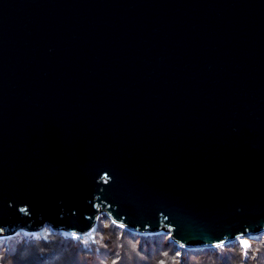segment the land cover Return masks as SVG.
<instances>
[{"label": "water", "instance_id": "obj_1", "mask_svg": "<svg viewBox=\"0 0 264 264\" xmlns=\"http://www.w3.org/2000/svg\"><path fill=\"white\" fill-rule=\"evenodd\" d=\"M101 212L264 232V0H0V236Z\"/></svg>", "mask_w": 264, "mask_h": 264}, {"label": "trees", "instance_id": "obj_2", "mask_svg": "<svg viewBox=\"0 0 264 264\" xmlns=\"http://www.w3.org/2000/svg\"><path fill=\"white\" fill-rule=\"evenodd\" d=\"M86 234L46 228L0 238V264H264V233L213 247L185 248L169 234L138 233L105 213Z\"/></svg>", "mask_w": 264, "mask_h": 264}, {"label": "rangeland", "instance_id": "obj_3", "mask_svg": "<svg viewBox=\"0 0 264 264\" xmlns=\"http://www.w3.org/2000/svg\"><path fill=\"white\" fill-rule=\"evenodd\" d=\"M104 212H101L98 216H97V219L96 220H98V219H103V214ZM46 228H49V227H45V228H43V229H40V230H38V231H36V232H29V233H39L40 231L42 232V231H45V229ZM21 231H24V230H18V231H16L14 234H11V235H2V236H0V238H6V237H10V236H13V235H16V236H18L19 238H17L18 240H27V239H25V238H27V237H24L25 235H24V233H20ZM26 232V231H25ZM88 233V232H87ZM264 233V232H263ZM258 236V235H257ZM242 238L243 237H240V238H237L235 241H238V243L239 244H243L242 243ZM235 241H233V242H235Z\"/></svg>", "mask_w": 264, "mask_h": 264}, {"label": "snow or ice", "instance_id": "obj_4", "mask_svg": "<svg viewBox=\"0 0 264 264\" xmlns=\"http://www.w3.org/2000/svg\"><path fill=\"white\" fill-rule=\"evenodd\" d=\"M242 243H244V244H245V246L247 247V244H246V242L242 241Z\"/></svg>", "mask_w": 264, "mask_h": 264}]
</instances>
